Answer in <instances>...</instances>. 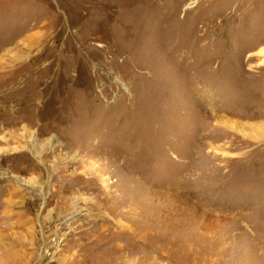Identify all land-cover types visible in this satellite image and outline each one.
<instances>
[{"label":"rangeland","instance_id":"1","mask_svg":"<svg viewBox=\"0 0 264 264\" xmlns=\"http://www.w3.org/2000/svg\"><path fill=\"white\" fill-rule=\"evenodd\" d=\"M9 246L264 264V0H0Z\"/></svg>","mask_w":264,"mask_h":264},{"label":"bare ground","instance_id":"2","mask_svg":"<svg viewBox=\"0 0 264 264\" xmlns=\"http://www.w3.org/2000/svg\"><path fill=\"white\" fill-rule=\"evenodd\" d=\"M5 211V210H4ZM3 211V212H4ZM7 211V210H6ZM7 213V212H6ZM24 245V244H23ZM13 246V245H12ZM122 247V246H121ZM16 249H14L15 251ZM13 251V248L11 249V247L9 246V248H7L6 251H4L1 255H0V263L6 262V260H9L10 258L11 259H14L16 253ZM27 253V252H26ZM28 255V254H27ZM149 261H145L144 263L142 264H159V261L156 260V259H153L152 261L150 259H148ZM2 261V262H1ZM202 261V260H201ZM129 261H121V262H118L117 260H111L109 262H107L106 264H127ZM200 263V262H199ZM75 264V263H74ZM95 264H98L97 262ZM101 264V263H100ZM202 264V263H201Z\"/></svg>","mask_w":264,"mask_h":264}]
</instances>
